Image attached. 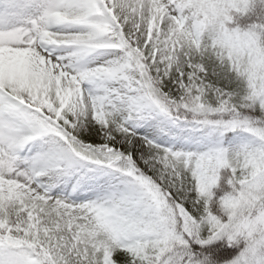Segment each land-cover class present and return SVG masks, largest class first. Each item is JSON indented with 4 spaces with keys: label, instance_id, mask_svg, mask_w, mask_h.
I'll use <instances>...</instances> for the list:
<instances>
[{
    "label": "snow or ice",
    "instance_id": "6c2138e0",
    "mask_svg": "<svg viewBox=\"0 0 264 264\" xmlns=\"http://www.w3.org/2000/svg\"><path fill=\"white\" fill-rule=\"evenodd\" d=\"M0 264H264V0H0Z\"/></svg>",
    "mask_w": 264,
    "mask_h": 264
}]
</instances>
